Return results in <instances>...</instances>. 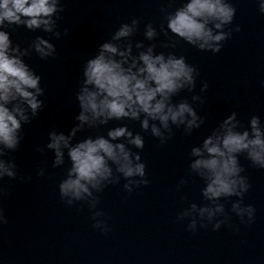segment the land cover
I'll return each mask as SVG.
<instances>
[{
  "label": "water",
  "instance_id": "95a60500",
  "mask_svg": "<svg viewBox=\"0 0 264 264\" xmlns=\"http://www.w3.org/2000/svg\"><path fill=\"white\" fill-rule=\"evenodd\" d=\"M184 2L61 0L64 10L57 21L59 39L23 26L4 29L13 43L22 48L36 36L50 39L56 53L46 60L35 52L24 58L41 76L45 94L40 99L44 106L31 123L23 126L24 139L19 148L9 153L17 165L18 176L3 181L7 191L0 197V208L7 223L0 225V264H264V169L253 166L245 154L238 159L245 169L242 175L251 185L243 204L256 209L251 223H241L231 212V201L236 197L221 201L231 217V226L225 224L214 231L209 225L191 232L187 229L188 220H176L177 213L190 203H206L201 195L204 182L188 172L191 148L199 146L233 111L245 127L252 115L259 116L264 123V14L259 11V0H230L236 14L225 30L239 26L240 31H233L221 51L214 54L187 44L167 30L166 12ZM133 18L140 20L139 30L130 38L133 44H155L156 53L184 56L187 63L197 68L194 92L183 90L173 97V102L187 99L205 123L190 135L184 133L183 127L173 126L172 138L163 144L143 132L139 121L128 119L86 127L77 133L73 143L89 136L106 137L108 129L126 125L145 140L142 150L133 151H138L146 164L150 183L129 193L121 178L119 184H110L97 194V210L105 213L100 219L110 228L103 233L93 228L92 212L86 202L67 206L61 200L58 185L70 162L65 154V164L54 168V153L46 144L52 129L67 134L77 123L76 93L85 62L96 54L101 43L111 39L120 24L130 23ZM148 23L158 33L151 41L144 37ZM169 39L176 41L175 48L163 47ZM137 51L134 47L133 54ZM203 82L208 84L205 93L200 92ZM194 94L201 95L204 103H193ZM41 168L45 174L38 176ZM182 179L188 182L178 191ZM185 196L187 200L182 199Z\"/></svg>",
  "mask_w": 264,
  "mask_h": 264
},
{
  "label": "clouds",
  "instance_id": "9594fccd",
  "mask_svg": "<svg viewBox=\"0 0 264 264\" xmlns=\"http://www.w3.org/2000/svg\"><path fill=\"white\" fill-rule=\"evenodd\" d=\"M61 0H0V197L6 194L5 178L14 180L18 176L15 160L9 153L15 152L24 139L23 126L31 123L43 108L40 99L45 94L41 87V76L24 60L35 52L41 60L53 57L56 47L42 36H36L27 47L14 44L10 33L4 29L16 25L29 31L41 30L59 39L57 31L59 13L63 11ZM166 11V10H165ZM259 11L264 14V0H259ZM236 8L230 0H185L174 11L166 12V27L176 37L201 51L219 53L223 42L233 31L227 26L233 23ZM140 20L133 18L122 23L109 41L98 46L96 54L88 59L82 70V81L76 101L79 113L77 123L65 134L52 129L48 133L46 148L54 153L52 166L65 164V154L70 162L65 177L58 185L61 200L67 206L86 202L92 212L93 228L103 233L110 231L102 210H97L100 198L97 195L110 184L126 183L123 188L131 193L140 186H147L146 164L135 149H143L144 137L133 133L125 126L108 129L107 136L86 137L73 143L77 133L87 128L108 125L110 121H139L145 133L166 143L173 136V126L183 127L190 135L199 129L205 120L187 99L173 102L181 91L194 92L198 70L186 62L184 56L173 53H156V45H145L143 41L133 44L130 39L139 30ZM65 29V34L67 33ZM161 31L167 36L164 25ZM158 33L151 23L144 29L146 40H154ZM137 53L133 54V48ZM163 47L175 48L176 41L169 39ZM208 89L203 82L201 93ZM193 103H204L201 95H192ZM43 152V148H38ZM240 154L253 166L264 169V123L252 115L245 127L233 111L218 127L203 139L199 146L191 148L188 165L189 175L195 174L203 182L201 195L203 205L190 203L177 213V222L188 220L191 232L199 228L216 231L222 225H230L222 199L236 197L231 201V212L241 223H251L256 209L244 205L243 197L251 187L245 169L238 159ZM45 170L39 169L38 176ZM28 180L31 177L27 178ZM182 179L179 191L187 183ZM187 200V197H182ZM222 217V218H221ZM7 218L0 208V225Z\"/></svg>",
  "mask_w": 264,
  "mask_h": 264
}]
</instances>
